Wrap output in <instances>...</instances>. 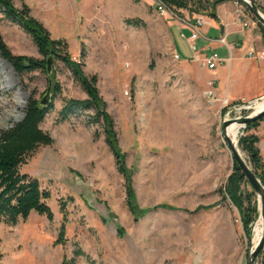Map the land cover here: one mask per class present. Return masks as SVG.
<instances>
[{"label": "rangeland", "instance_id": "374dc122", "mask_svg": "<svg viewBox=\"0 0 264 264\" xmlns=\"http://www.w3.org/2000/svg\"><path fill=\"white\" fill-rule=\"evenodd\" d=\"M12 3L18 9L26 4L52 38L66 42L59 45V55L78 61L86 77L97 76L138 206L164 203L176 209L131 212L126 180L116 169L102 125L90 122L94 111L61 118L64 98L87 97L61 57L53 56L49 76L41 70L19 74L0 55V130L21 120L32 93L44 98L49 78L46 99L53 101L40 123L53 142L38 146L20 166L49 190L53 217L31 212L15 225L0 222V264H62L77 248L83 255L73 264H247L259 211L247 234L238 209L228 197L222 199L234 159L221 132L223 119L251 112L244 107L251 101H207L208 70L184 58L183 51H193L175 28L171 34L181 58L173 57L167 28L172 17L161 15L155 0ZM181 13L188 16L185 9ZM132 18L142 25L125 22ZM0 34L12 53L42 58L21 24L2 11ZM56 86L60 91L54 94ZM248 133L258 136L264 162V120ZM243 134L241 128L238 138ZM238 138L237 148L250 165ZM61 203L66 242L55 244ZM263 262L264 247L255 264Z\"/></svg>", "mask_w": 264, "mask_h": 264}, {"label": "trees", "instance_id": "16d2710c", "mask_svg": "<svg viewBox=\"0 0 264 264\" xmlns=\"http://www.w3.org/2000/svg\"><path fill=\"white\" fill-rule=\"evenodd\" d=\"M160 1L178 17L184 18L185 15L181 13L183 9L186 10L190 17L193 13H205L214 17L215 6L225 0ZM256 5L264 13V4L256 2ZM0 11H2L5 18L16 19L21 24L24 31L32 38L38 52L42 56V58H35L33 56L12 53L0 34V55L19 74L36 70L47 73L46 59L49 56L53 58L56 55L61 57L79 78L87 97L64 98L60 109L61 118L64 120L69 114L87 110L94 111L90 122L102 125L105 142L112 153L116 169L126 180L127 202L131 212L143 215L150 209H176L164 203L149 208H140L136 203L134 191L130 184V177L124 164L125 153L121 151L118 145L113 118L106 111L105 102L96 86L97 76L94 74L86 77L78 61L70 59L67 53L58 54L59 45H66V42L52 38L46 27L30 15V9L26 4H23L22 9H18L13 5L12 0H0ZM246 11L250 14L248 9ZM253 20L256 21L254 18ZM125 22L132 26L142 25V21L139 18L126 19ZM257 26L264 42V27L259 22H257ZM59 91V88L56 86L53 93L55 94ZM52 108L53 101H50L48 106H42L32 93L27 100L23 118L13 123L10 127L0 130V222L15 225L19 220L27 219L31 212L45 215L49 220L53 217V213L47 203L50 198L49 190L41 186L38 178L20 170V166L25 163L27 156L38 146L50 145L53 142L50 134L40 127V123L43 121L45 115ZM263 120L264 115L259 120L247 123L244 128V134L238 138V146L245 152L252 170L261 180L264 179V162L258 146L259 138L256 134L248 133V131L256 127ZM247 186L251 187L245 174L234 161L232 172L227 178V183L221 192V196L223 200L228 197L238 209L244 230L249 234V224L257 217L258 210L256 195L253 189L247 190ZM201 208L205 207L199 206L197 210ZM60 211L63 214V221L58 229L55 244H64L66 242L64 225L66 210L64 203L60 204ZM118 234H124L123 228H119ZM80 255H83V251L81 248H77L73 252V257L69 260L63 257L62 264H73L75 257Z\"/></svg>", "mask_w": 264, "mask_h": 264}, {"label": "crops", "instance_id": "0c3cea01", "mask_svg": "<svg viewBox=\"0 0 264 264\" xmlns=\"http://www.w3.org/2000/svg\"><path fill=\"white\" fill-rule=\"evenodd\" d=\"M245 20L248 26L244 27L236 13L235 0L222 1L215 6L214 17L205 14L201 34L194 40L197 54L203 56L215 51L224 59L214 70H208L207 75L214 83L216 94L234 104L264 98V58L247 55L250 49L264 50V42L249 15ZM167 28L175 52L178 53L176 36L171 34L174 28L189 47L191 23L172 17ZM221 38L226 44L219 41ZM183 52L184 58L194 59V52Z\"/></svg>", "mask_w": 264, "mask_h": 264}, {"label": "water", "instance_id": "95a60500", "mask_svg": "<svg viewBox=\"0 0 264 264\" xmlns=\"http://www.w3.org/2000/svg\"><path fill=\"white\" fill-rule=\"evenodd\" d=\"M239 1H241L244 4V6L248 9L252 17L264 27V13H262V11L258 8L254 0H239ZM51 61H52V56L47 57L46 72L49 76L52 72ZM51 83H52L51 78H49V87L45 92V96L43 99L39 100L42 106L49 105L50 101L47 100L46 97L50 96ZM263 115H264V107L255 112H250L249 114L244 116H237L227 120L223 119L222 129L225 128L231 121H237L238 123H241L243 125V128H245L247 123L259 120ZM23 116L24 113H22L21 119L23 118ZM225 138L232 152L234 161L241 169V171L245 174L248 183L252 187L253 192L257 197V204H258L257 209L259 211V221L261 224V236L259 241L255 244V246H252V248L249 250L248 259H247V264H255L258 254L264 247V179L261 180L258 176H256V174L252 170V167L241 156L239 149L236 148L234 145H232L228 137Z\"/></svg>", "mask_w": 264, "mask_h": 264}, {"label": "built area", "instance_id": "2783aa9c", "mask_svg": "<svg viewBox=\"0 0 264 264\" xmlns=\"http://www.w3.org/2000/svg\"><path fill=\"white\" fill-rule=\"evenodd\" d=\"M254 2L264 4V0H254ZM155 4L161 15H170L171 17H174V18H180L170 9H168L162 1L155 0ZM235 4H236V13L239 17V21L242 23L244 27L248 26V21L245 20V18L248 16V12L246 11L247 8L239 0H235ZM180 19L182 21H186V23H191L192 34L189 38H187V41L189 43L190 49L194 52L193 58L203 68L207 70H214L224 59L215 51H212L207 55L201 56L196 53L197 47L194 44V40L198 38L201 34V27L206 22L205 15L203 13H193L191 17L188 15ZM219 41L222 43H225L223 38H221ZM247 55L248 57L264 58V50L255 51L253 49H250L247 52ZM173 57L175 59H180V55L177 52H174ZM204 95L207 101L210 103L220 101V102H223L224 104H227L229 102L226 98L220 97L216 94L214 83L212 80L207 81V86L204 90Z\"/></svg>", "mask_w": 264, "mask_h": 264}, {"label": "bare ground", "instance_id": "6f19581e", "mask_svg": "<svg viewBox=\"0 0 264 264\" xmlns=\"http://www.w3.org/2000/svg\"><path fill=\"white\" fill-rule=\"evenodd\" d=\"M244 107L251 109V112H255L264 107V98L260 100L252 101L250 102L249 105H245ZM225 119L227 120L229 118H225ZM241 128H243V125L241 123H238L237 121H231L225 128L222 129L221 135L223 136L224 140H226L225 137H228L232 145H234L237 148V138L241 131ZM240 154L244 158V155L241 153V151ZM260 236H261V224L260 221L258 220L253 229L252 246H255V244L259 241Z\"/></svg>", "mask_w": 264, "mask_h": 264}]
</instances>
